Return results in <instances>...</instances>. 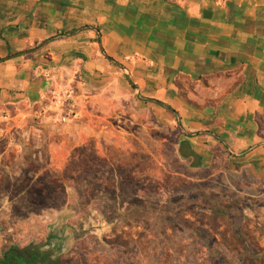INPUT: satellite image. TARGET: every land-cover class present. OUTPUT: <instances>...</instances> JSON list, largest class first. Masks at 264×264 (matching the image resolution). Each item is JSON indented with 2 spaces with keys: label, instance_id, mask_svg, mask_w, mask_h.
I'll return each instance as SVG.
<instances>
[{
  "label": "rangeland",
  "instance_id": "374dc122",
  "mask_svg": "<svg viewBox=\"0 0 264 264\" xmlns=\"http://www.w3.org/2000/svg\"><path fill=\"white\" fill-rule=\"evenodd\" d=\"M3 118L0 243L59 226L81 264H264V169L191 171L123 82L60 78Z\"/></svg>",
  "mask_w": 264,
  "mask_h": 264
},
{
  "label": "crops",
  "instance_id": "0c3cea01",
  "mask_svg": "<svg viewBox=\"0 0 264 264\" xmlns=\"http://www.w3.org/2000/svg\"><path fill=\"white\" fill-rule=\"evenodd\" d=\"M60 78L123 82L191 171L264 169V0H0V121Z\"/></svg>",
  "mask_w": 264,
  "mask_h": 264
},
{
  "label": "flooded vegetation",
  "instance_id": "af4514ba",
  "mask_svg": "<svg viewBox=\"0 0 264 264\" xmlns=\"http://www.w3.org/2000/svg\"><path fill=\"white\" fill-rule=\"evenodd\" d=\"M27 238L11 236L3 240L0 264H81L67 255L65 233L59 226Z\"/></svg>",
  "mask_w": 264,
  "mask_h": 264
},
{
  "label": "water",
  "instance_id": "95a60500",
  "mask_svg": "<svg viewBox=\"0 0 264 264\" xmlns=\"http://www.w3.org/2000/svg\"><path fill=\"white\" fill-rule=\"evenodd\" d=\"M28 52H30V51H28Z\"/></svg>",
  "mask_w": 264,
  "mask_h": 264
}]
</instances>
